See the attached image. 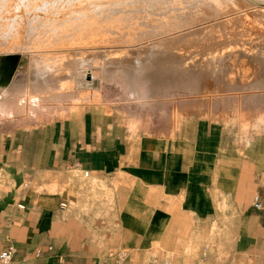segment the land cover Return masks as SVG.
Here are the masks:
<instances>
[{
  "label": "crops",
  "instance_id": "obj_1",
  "mask_svg": "<svg viewBox=\"0 0 264 264\" xmlns=\"http://www.w3.org/2000/svg\"><path fill=\"white\" fill-rule=\"evenodd\" d=\"M17 85L0 87L9 264H264V145L214 115L134 116L104 87L63 103Z\"/></svg>",
  "mask_w": 264,
  "mask_h": 264
},
{
  "label": "rangeland",
  "instance_id": "obj_2",
  "mask_svg": "<svg viewBox=\"0 0 264 264\" xmlns=\"http://www.w3.org/2000/svg\"><path fill=\"white\" fill-rule=\"evenodd\" d=\"M205 1L195 5L189 1L193 6L184 5L186 12L181 5L170 7L169 16L177 10L171 17L148 11L144 5H118L120 9L114 5L120 21H97L111 27L109 39L74 47L42 46L34 48L35 52L0 49L4 62L0 87L7 80L15 81L21 84L17 89L24 88L27 95L45 94L47 99L55 91L63 103L99 94L104 87L122 106L133 103L147 110H135L134 116L148 115L150 107H156L159 115L162 111L180 115L187 110L195 115H214L227 122L239 139L264 145V1ZM37 14L46 18L45 13ZM129 15L139 19L129 22ZM58 17L64 20L63 13ZM59 57L61 65L49 72L47 82L35 81L39 74L32 70V62ZM83 72L87 75L80 78ZM93 75L98 77L94 83ZM3 93L0 89V97ZM261 261L255 255L239 264Z\"/></svg>",
  "mask_w": 264,
  "mask_h": 264
},
{
  "label": "bare ground",
  "instance_id": "obj_3",
  "mask_svg": "<svg viewBox=\"0 0 264 264\" xmlns=\"http://www.w3.org/2000/svg\"><path fill=\"white\" fill-rule=\"evenodd\" d=\"M189 1L193 2L192 4L194 5L195 3L202 4L204 2V0H0V49H7L11 51L16 49L18 51L25 50V52H27L29 49L34 50V48H42V46L47 48L68 44L74 47L73 45L86 42L89 43L97 41V39L102 40L106 37L109 39V36L111 35L110 33H112V30L110 29L111 27L106 26V24H97V21L100 20V22H102L101 20H103V23H105L106 20H109V23L110 21L112 22L111 24L117 23H113L112 20H119L121 16L119 13L117 14V9L115 8L118 5H125V8L128 4L136 6L144 5L148 8V11L154 10L155 12H162L163 14L169 16L168 12L170 7H173L174 9V6L178 7L181 5V7L183 6V11H185L184 5H188ZM226 1L231 2L235 0H218L220 4L223 2L225 3ZM205 2H207V0ZM92 5H96L98 8L92 9ZM106 5L109 7L108 9L104 8ZM114 5L116 6L114 7ZM128 7L129 6H127V8ZM118 9H120V7ZM133 9L131 11H133ZM136 11H138V8ZM174 11L177 12V10H173V12ZM38 12L45 13L46 18L41 19V17L38 16L39 14H37ZM61 13L64 14L63 21H60L61 17H58ZM34 14H36V16L32 19L31 16H34ZM171 15L169 17H171ZM178 15H180V13ZM181 17H184V15ZM123 18H125V16ZM129 19L130 22L139 18H136L135 16L130 17L129 15ZM125 21L128 22L127 19ZM177 21L180 22L181 20ZM109 23L107 22V24ZM130 34L134 35V32ZM124 36H126L125 33ZM11 51H7V53H10ZM40 59L32 62V70L39 74V76H34V78L35 81L37 79L47 82L50 78L49 72L54 71L58 64L62 61L60 60V57L55 60L49 59L50 61ZM2 66H4V62L3 59L0 58V68ZM86 75L87 74L83 72L80 78H85ZM96 80H98V77L93 75V83ZM93 83L90 82V84ZM15 85L20 87L21 84L13 81L8 85V87L3 86L4 88L2 91H5L7 88L9 89L12 86L15 87ZM63 86L65 87L66 85Z\"/></svg>",
  "mask_w": 264,
  "mask_h": 264
},
{
  "label": "built area",
  "instance_id": "obj_4",
  "mask_svg": "<svg viewBox=\"0 0 264 264\" xmlns=\"http://www.w3.org/2000/svg\"><path fill=\"white\" fill-rule=\"evenodd\" d=\"M253 205L258 209L262 208L261 198L259 195L254 197ZM13 254H14V248L12 246L6 250L0 251V264H9L13 259ZM151 264H169V263L158 262L154 260Z\"/></svg>",
  "mask_w": 264,
  "mask_h": 264
}]
</instances>
